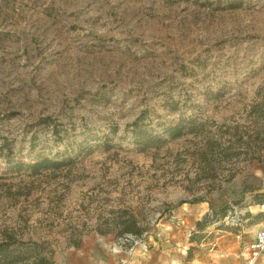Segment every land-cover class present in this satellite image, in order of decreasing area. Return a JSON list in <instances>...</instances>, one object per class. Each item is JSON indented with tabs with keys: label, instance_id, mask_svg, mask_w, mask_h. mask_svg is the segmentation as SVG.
<instances>
[{
	"label": "rangeland",
	"instance_id": "374dc122",
	"mask_svg": "<svg viewBox=\"0 0 264 264\" xmlns=\"http://www.w3.org/2000/svg\"><path fill=\"white\" fill-rule=\"evenodd\" d=\"M263 96L264 0H0V242H49L55 264L97 238L105 258L246 264ZM142 114L158 147L135 141ZM43 159L71 163L35 174ZM130 216L141 234L117 229Z\"/></svg>",
	"mask_w": 264,
	"mask_h": 264
},
{
	"label": "trees",
	"instance_id": "16d2710c",
	"mask_svg": "<svg viewBox=\"0 0 264 264\" xmlns=\"http://www.w3.org/2000/svg\"><path fill=\"white\" fill-rule=\"evenodd\" d=\"M264 109V96L262 102L258 106L257 116H263ZM260 110V111H259ZM145 114H142L138 119H136L129 128L132 129L133 135L135 136L136 143L143 149L158 147L162 140L146 132L144 127H147L144 121ZM184 127L182 125L170 126L165 130V133L172 139H178L184 134ZM67 160L54 161L49 159H43L37 162L29 168L35 173L39 174L43 170L48 169H62L63 167L69 165ZM257 203L264 205V199L261 197L257 198ZM213 215H208L205 217L204 222L200 221L197 223L198 231H204V229L213 223V217L218 214H222V217H226L227 210L224 208H219L218 210L213 209ZM248 218L252 217L251 214L247 215ZM257 219L264 218V214H259L256 216ZM117 229H119L122 235L124 234H141L138 230V221L133 216L128 218L122 217L120 222L117 223ZM107 232L101 231V234H106ZM199 238L197 236L193 237L192 242H198ZM0 264H55V250L52 248V244L46 241L38 242L34 240L23 241L17 239L13 235H9L5 240L0 242Z\"/></svg>",
	"mask_w": 264,
	"mask_h": 264
},
{
	"label": "crops",
	"instance_id": "0c3cea01",
	"mask_svg": "<svg viewBox=\"0 0 264 264\" xmlns=\"http://www.w3.org/2000/svg\"><path fill=\"white\" fill-rule=\"evenodd\" d=\"M105 243L101 238H97L95 240V244L92 246H89L92 251L89 256L90 264H158L155 259V251L152 250L150 255L148 254V258L144 257L143 260H132L128 258L127 255H111L105 258L103 256V253L105 251ZM89 247H84L82 251L71 254V259H84V257L87 255L86 252L89 250ZM70 260V258H65L64 260L58 261L56 264H74V262ZM107 260V262H106Z\"/></svg>",
	"mask_w": 264,
	"mask_h": 264
},
{
	"label": "built area",
	"instance_id": "2783aa9c",
	"mask_svg": "<svg viewBox=\"0 0 264 264\" xmlns=\"http://www.w3.org/2000/svg\"><path fill=\"white\" fill-rule=\"evenodd\" d=\"M125 241H132V243H130L131 252H134L139 244V240L135 239H126ZM246 264H264V229L259 230L254 240L249 244L247 248Z\"/></svg>",
	"mask_w": 264,
	"mask_h": 264
}]
</instances>
